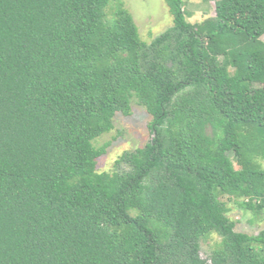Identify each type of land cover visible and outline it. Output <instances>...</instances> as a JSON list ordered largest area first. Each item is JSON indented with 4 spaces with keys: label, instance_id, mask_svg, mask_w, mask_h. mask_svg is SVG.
<instances>
[{
    "label": "trees",
    "instance_id": "obj_1",
    "mask_svg": "<svg viewBox=\"0 0 264 264\" xmlns=\"http://www.w3.org/2000/svg\"><path fill=\"white\" fill-rule=\"evenodd\" d=\"M124 1L0 0V264H264L220 200L264 212V0H165L150 43ZM133 102L152 137L100 172Z\"/></svg>",
    "mask_w": 264,
    "mask_h": 264
},
{
    "label": "rangeland",
    "instance_id": "obj_2",
    "mask_svg": "<svg viewBox=\"0 0 264 264\" xmlns=\"http://www.w3.org/2000/svg\"><path fill=\"white\" fill-rule=\"evenodd\" d=\"M124 6L133 15L143 41L150 43L157 35L173 24V16L165 0H125ZM188 20L192 23L201 22L215 15L214 0H184ZM115 3L107 8L108 17H113ZM264 41V35L262 37ZM151 115L137 102L132 104V113L124 115L118 112L115 116L114 129L98 137L97 146L108 144L107 152L98 158L97 168L100 172L112 173L120 156L126 151L143 147L152 135L148 128ZM126 168L125 164L121 165ZM220 200L228 207V217L235 221V230L257 235L264 229V212L256 215L245 210L235 199L221 196ZM218 235L201 242V256L208 259Z\"/></svg>",
    "mask_w": 264,
    "mask_h": 264
}]
</instances>
